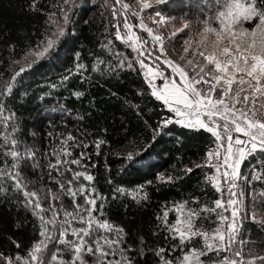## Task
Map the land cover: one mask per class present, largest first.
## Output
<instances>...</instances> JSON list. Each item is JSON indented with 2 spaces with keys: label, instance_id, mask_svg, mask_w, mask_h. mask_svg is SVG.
<instances>
[{
  "label": "trees",
  "instance_id": "16d2710c",
  "mask_svg": "<svg viewBox=\"0 0 264 264\" xmlns=\"http://www.w3.org/2000/svg\"><path fill=\"white\" fill-rule=\"evenodd\" d=\"M217 2L167 0L160 9L163 13L185 17L191 23L195 20L204 22L214 15ZM114 6L119 12L120 6L114 0L107 3L104 0H68L67 5L65 0H35L34 7L33 0H0V84L11 79L12 68L28 55L30 48L54 31L61 10L67 11L70 18L58 42V51L51 58H45L39 67L22 73L15 80L14 94L6 101L3 95L0 99L16 120L19 139L27 141L37 153L34 155L36 161L19 159L16 171L20 176L29 183L46 186L48 192L60 190V185L49 179L47 165L55 163L53 149L64 159L61 145L68 139L70 155L67 159H75L83 151L81 166L64 165L72 171L58 175L53 170L52 176L62 181L65 192L67 187L77 189L80 184L86 189H94L97 205L93 216L112 225L111 229L103 230L94 225V234L86 239L91 244L99 238L100 245L104 246L105 238L115 239V230L122 229L123 243L119 247L127 250L132 246L134 250L126 254L135 260V264H160L157 249L165 250V260L182 258L181 251L174 250L179 239H174L171 230H165V211H168L166 222L172 225L174 206L183 204L190 210L201 211L195 221L196 227L213 229L214 218L207 219L202 208H213L214 200L219 197L209 181L212 169L205 164L215 138L204 129H187L174 121L166 126V131L159 130V121L171 116V112L151 96L138 67L133 66L131 70L125 65L118 67L120 61L115 50H121V46L115 39ZM77 62L83 65L80 72H76ZM64 77L67 79H62ZM75 92L82 95L76 97ZM84 145L88 147L84 148ZM7 148L0 136V171L3 172L9 171L8 166L13 163L11 156L7 159L3 156ZM129 151L138 154L137 162L124 159ZM255 155L253 163L260 162L259 185L264 190V157ZM77 167H80L79 172L91 174L93 181H84L83 177L73 179ZM185 167L193 170L190 173L180 171ZM157 173L181 178L162 183L155 180ZM146 181L153 183L145 184ZM137 185H145L143 193L147 195L139 202L129 194V190H135ZM0 188L5 190L0 192V253L13 259L17 255L24 257L42 239V227L54 230L56 240H59L61 223L42 225L41 216L48 221V215L44 211L34 214L31 206H25L22 190L16 191L4 183H0ZM121 188L123 192L118 191ZM262 195L251 201L259 206V219L247 222L246 234L250 250L264 255V227L259 223L264 219ZM49 201L46 198L44 205L49 206ZM76 203L87 206L83 194H77ZM55 204L62 206L58 208L60 213L73 211L75 207L72 198L66 194L61 203ZM61 217L66 219L62 213ZM86 226V214L84 222L79 218L71 220L66 226L69 231L65 238L73 239L71 227ZM56 240L50 239L46 246L49 258L52 251L62 247ZM192 247L200 248L201 239L192 238L183 250ZM120 258L116 252L105 258V264ZM211 258L207 255L204 260Z\"/></svg>",
  "mask_w": 264,
  "mask_h": 264
},
{
  "label": "snow or ice",
  "instance_id": "6c2138e0",
  "mask_svg": "<svg viewBox=\"0 0 264 264\" xmlns=\"http://www.w3.org/2000/svg\"><path fill=\"white\" fill-rule=\"evenodd\" d=\"M162 2L163 0H152V3L157 5ZM116 3L119 4L120 0H116ZM67 4L68 0H65V5ZM34 6L35 0H33ZM131 7L127 3L122 5L124 10ZM139 7L141 10L149 9L151 7L149 0H139ZM214 7L219 10L204 21V27L198 39L194 42L188 40L184 42L188 45L184 48V52H191L193 56V59L187 60L185 65V67L191 68V74L180 63L168 58L162 36L153 35L154 28L145 24L139 11L133 9V15L139 20L138 27L147 32L154 46L159 45L158 55H152L156 51L155 47L151 51L146 48L138 50L146 41L138 42L132 31L133 26L128 23L127 19L123 22V28L128 33L123 37V41L125 44L131 42L132 50L137 52V62L140 68L147 69L143 75L148 88L151 90V96L162 101L163 106L175 114L174 123L176 125H181L187 129H204L215 138L213 143L216 147L207 153V162L215 169V174L210 177L211 184L217 193L221 192L222 187L226 186L228 189L226 201L217 198L213 202L215 207L204 206L202 208L204 214L215 213L216 221H212L213 223L218 221L215 229L211 232V236L207 231L201 230L194 224V220L201 216V211L192 209L183 214L184 218L177 217L174 239L178 238L179 244H174V250H180L182 258L165 260L163 259L165 250L157 249L156 255L160 257V264H204L201 257L205 256L206 252L217 254L210 264H245L242 250L233 252V243L237 236L238 210L242 204V201L237 198L242 195V192H236L235 189L237 188L238 170L245 158L251 153L264 157V0H218ZM60 15L63 18V23L57 24L50 35H46L44 40L30 48L25 57V66L20 67L19 72L15 73L11 80L0 84V95L5 97V101L9 95L14 94L13 80H18L26 70H34L39 67L45 58H51L58 51V42L65 33L66 25L70 20L66 11L61 10ZM112 15L113 17L126 16L127 12L118 13L114 6ZM154 15L157 19H153L152 23L156 25L157 31L169 23L168 19L159 12ZM212 20L218 21L219 27L209 26ZM249 21L253 22V27L250 29L240 27L242 22ZM115 27V39L119 41L122 39L119 24ZM187 27L188 24L185 23L184 28ZM182 31V28H177L175 32L169 33V36L174 37ZM193 43L194 46H192ZM76 55L79 56V53ZM145 55L155 60L157 67L154 68L146 64ZM161 58L162 64L170 69L172 77H179V81L175 78H169L167 71L160 65ZM75 67L76 72H80L83 65L77 62ZM109 67L111 68V66ZM118 67L122 68L124 64L121 63ZM127 67L131 70L133 63L129 62ZM158 78H161L163 82L160 83ZM62 79H67V77ZM74 95L80 97L82 93L75 92ZM3 104L4 101H0V112L4 111ZM6 120L7 118H5ZM171 123H173L172 117H165L159 121L158 128L166 131V126ZM233 133L236 135L233 136ZM241 134L245 137L244 139L241 138ZM0 135L5 136V144H7L11 134L0 133ZM11 143L15 146L18 141L12 139ZM71 143L75 144V141L72 140ZM68 144V139H65L61 145L64 159L60 158L61 153L59 151L53 149L56 155L55 163L50 162L47 165L49 179L55 180L60 185V190L56 192L49 190L46 194L52 199L47 211H59L54 207V204L61 201L65 194L72 198L75 205L73 211H64L63 213L66 219L61 221L58 233L59 240H56L54 230L42 227L40 231L42 239L34 244L24 257L17 255L13 259L0 253V264H77V261L79 264H105V258L109 255H115L116 252H119L120 260L115 262L108 260L107 264H135V260L126 254L127 251L134 250L132 246H129L127 250L119 247L123 243L122 229L115 230V239L105 238L104 246L100 245L99 238L92 241L91 244L86 239V237L90 238L94 234V225L102 230L111 229L112 225L107 220L101 221L93 216V211L97 205V199L93 198L96 195L94 189H86L83 184H80L77 189L71 186L67 187L65 192L62 181L52 176L53 170L58 175L62 172L72 171L70 167H64V165L81 166L84 152L82 151L79 157L68 160L67 157L70 155ZM97 146H99V141ZM83 147L87 148L88 146L84 145ZM213 155L216 157L214 162L212 160ZM3 156L5 159L11 156L13 163L8 166L9 171H0V183L10 184L14 190L20 191L25 187L21 181L20 173L16 171L20 154L15 150L8 149L3 153ZM25 156L31 158L33 153L26 149ZM124 159L135 163L139 156L137 153L129 151ZM192 170V168L185 167L180 171L190 173ZM255 175L253 173V176ZM80 177L88 182L94 179L87 172L73 173V179L79 180ZM180 178V176H172L167 173H157L155 180L168 183ZM151 183L153 181L145 182V184ZM144 187L145 185H137L135 190H129V194L135 197L138 202L146 199L147 195L143 193ZM2 191L5 190L0 188V192ZM118 191L123 192L124 189L121 188ZM78 193L83 194L87 206L81 207L80 204L76 203ZM23 195L25 206H31L34 214L44 211L41 208L40 200H33V197L38 196L37 192L25 190ZM100 208H103V204L100 205ZM219 209H223V211H218ZM177 211L180 209L178 208ZM229 211L231 218L226 214ZM85 214L87 226L71 227L73 239H66V234L69 231L66 226L69 225V222L77 218L84 222ZM167 216L168 212L165 211V230H173V226L166 222ZM206 218L208 217L206 216ZM253 222H256L255 213L253 214ZM45 223L55 226V216L48 221H45L44 217L41 216V224L44 225ZM259 223L264 227V219H261ZM193 237L202 238L203 248L192 247L184 251L186 243L192 242ZM50 239L56 240V243L62 247L52 251L49 258L46 246ZM92 244L95 246H91ZM223 252H229L231 255H224L220 259V254ZM140 255H143L142 251H140ZM65 256L70 257V259H65ZM257 262L264 264V255H253L247 264H257Z\"/></svg>",
  "mask_w": 264,
  "mask_h": 264
},
{
  "label": "rangeland",
  "instance_id": "374dc122",
  "mask_svg": "<svg viewBox=\"0 0 264 264\" xmlns=\"http://www.w3.org/2000/svg\"><path fill=\"white\" fill-rule=\"evenodd\" d=\"M105 3L108 2V0H104ZM116 1V0H114ZM167 0H163V2L159 5L152 3V0H149V3L151 5V7L149 9H144L141 10L139 7V0H120L119 6H120V10L118 13H123V12H127V15H121L120 18L115 17L114 18V28H115V32L116 33V25L119 24L120 26V31L122 34V39L121 40H117L119 45L121 46V50H115L117 56L119 57V61L120 64L123 63L125 66H127V64L129 62L133 63V66L138 67L142 74L144 71H146L147 69H141L139 63L137 62V52L133 51L131 48V42H129L128 44H125L123 41V37H125L128 33L127 30H125L123 28V22L125 19L128 20V23L130 25L133 26V34L135 36V38L138 39V42H143L146 41V43L142 44L141 49L138 50H143L144 48L148 49L149 51H151L153 49V47L156 48V51L153 52V56H156L159 54V45H153L152 40L150 37H148V34L146 31H144L143 29L139 28V20L137 19V17L135 15H133V9L135 11H139L141 14V18L144 20L145 24L148 27H153L154 28V32L153 35H161L163 38V42H164V47H165V51L166 54L168 55V58L172 59L174 62L180 63L182 67H185L187 60L193 59V56L191 54V52L189 53H185L184 52V48L188 45H186L184 42L186 40L188 41H195L196 39H198L199 34L201 33V30L204 27V22H199V20H195L194 23L189 22L188 20H185V17H179L178 15H173L171 13H163L162 10L160 9V7L164 6V4L166 3ZM211 0H207V2H209ZM124 3H127L129 5H131L132 7L128 10H124L122 8V5ZM112 9V5L110 6ZM219 9L216 8L215 12L218 11ZM67 12V11H66ZM159 12L161 15L165 16L169 23L162 27L160 30H156V25H154L152 23L153 19H157V17H155V13ZM214 12V13H215ZM61 18V19H60ZM59 20L56 21V25L57 24H62L63 23V18L62 16L58 18ZM208 20V19H206ZM185 23L188 24L187 28H184ZM121 24V25H120ZM211 27H219V22L212 20L210 25ZM253 22H242L240 24V27H244V28H251L253 27ZM177 28H182L183 31L182 33H178L176 34L174 37L169 36V33H173L175 32V29ZM194 46V43L193 45ZM27 56V55H26ZM24 56L21 60L18 61V63L15 64V66L12 68V77L15 75V73L19 72L20 67L25 66V57ZM144 60L145 63L148 64L149 66L152 67H157V62L155 60H153L151 57L145 55L144 56ZM160 65L163 69H165L167 71V74L169 76L170 79L175 78L177 81H179V77H172L171 71L170 69L167 68V66L162 64V58H161V62ZM185 70L191 74V68L190 67H185ZM11 77V79H12ZM144 77V75H143ZM10 79V80H11ZM145 79V78H144ZM158 81L160 83L163 82V80L161 78H158ZM13 84L15 83V80L12 81ZM146 82V81H145ZM147 84V83H146ZM151 92V90H150ZM155 98V97H154ZM2 99V98H1ZM0 99V101H1ZM162 104L163 102L160 101ZM4 107V105H3ZM165 107V106H164ZM167 108V107H166ZM168 109V108H167ZM169 110V109H168ZM171 117L173 119V121L175 120V114L171 113ZM5 118H7V120L5 121ZM0 133H4L5 135L7 134H11L10 139L8 140L7 144H5V136L4 135H0L2 140L4 141V144L6 146H8V149H12L17 151L20 156L19 159H23L24 161H30L29 157L25 156V150L28 149L33 153V156L31 157V159L33 161H36V157L34 155H36L37 153L35 152L34 148L31 147V145L26 141V142H22L19 138L18 132H17V125H16V120L13 116V114L4 107V111L0 112ZM14 129H16L14 131ZM236 134L233 133V136H235ZM241 138L244 139L245 137L242 136L241 134ZM12 139H15L18 141L17 145L13 146L11 141ZM216 147V145L214 144L213 148L214 149ZM211 149V150H212ZM256 153H251L248 157L245 158V160L242 162L240 169L238 170V178H237V188L235 189L236 192H242V195H240L239 197H237L239 200L242 201L241 207L238 210L239 212V218L237 220V236L236 239L233 243V252L236 250H242L243 252V259L245 264H247V261L251 259V257L253 255L255 256H259V255H263L260 254L258 252H253L254 250H250V244H249V240L247 238V234H246V225L247 222L253 221V214L255 213V219L258 220L259 219V213H258V208L254 203H252L251 201L255 199H257V196H260L262 194H264V190L260 187V171H259V161H256L253 163V159L256 155ZM216 157L215 155H213L212 160L213 162L215 161ZM208 160V158H207ZM206 160V165H208L209 167H211L212 171L211 174L209 175V181L211 183V179L210 177L215 174V169L212 168L211 164H209ZM221 160H222V156H221ZM22 163V160H21ZM80 171V167H77V172ZM253 173H255L256 175L253 176ZM21 181L24 184V188L21 189L22 192L29 191V192H37L38 196L33 197V200L39 199L41 202V208L42 210H44V212L48 215L49 220H51L54 216L56 218V222L61 223V221H63L65 218L61 217V213L63 214V211H61L60 213V209H58L59 207L62 208V206L56 207V204H54V207L56 209H58L59 211H47V209L49 208V206H45V202L46 198L48 200H50L49 202L52 203V199L51 196H46V194L48 193V191L46 190V186L44 187V185H38L35 183H29L24 176L21 177ZM35 185L37 186V190H35ZM48 189V188H47ZM219 197L223 200L226 201L227 196H228V189L227 187H222L221 188V192L218 193ZM264 196V195H262ZM57 203H61V201H57ZM215 207V205H214ZM226 207V204H225ZM180 209V211H177V209ZM188 211H190V209L184 207L183 204H177L174 206L173 208V214H174V222L172 223L173 226V230L172 233L174 234V227L176 226V220L178 216L183 217V214H186ZM218 211H223V209H219ZM168 212V211H167ZM230 218H231V213L230 211L226 213ZM205 216H207L209 220H212L211 218H214L213 220L216 221V216L215 213H208L205 214ZM197 220V218L194 220V224L196 223L195 221ZM218 223V221L216 223H213V229L210 230H204L207 231L209 233V236H211V232L215 229L216 224ZM199 227V226H198ZM96 228V225H95ZM200 228V227H199ZM202 230V229H201ZM194 238V237H193ZM201 239V249L203 248V240ZM207 255H211L212 258H216V253L215 252H206L205 256ZM224 255H231V253L229 252H223L222 254H220V259L223 258ZM201 257V259L203 260L204 264H210V262L212 261V258L210 260H204V257ZM257 264H259V262H257Z\"/></svg>",
  "mask_w": 264,
  "mask_h": 264
}]
</instances>
